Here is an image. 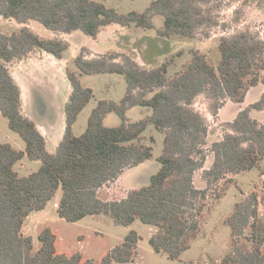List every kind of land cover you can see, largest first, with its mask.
Returning a JSON list of instances; mask_svg holds the SVG:
<instances>
[{
	"label": "trees",
	"instance_id": "1",
	"mask_svg": "<svg viewBox=\"0 0 264 264\" xmlns=\"http://www.w3.org/2000/svg\"><path fill=\"white\" fill-rule=\"evenodd\" d=\"M220 7L219 0H156L143 13L124 15L95 0H0V15L24 25L11 35L0 36V111L10 130L25 142V150L0 142V264L135 262L142 238L134 230L100 261L85 259L81 252L59 253L57 235L50 227L40 231L37 249L34 238L24 233L25 224L60 191L58 215L65 221L104 215L116 226L130 227L139 220L157 228L149 241L156 254L181 261L201 235L207 200L211 196L220 200L232 176L250 172L264 161V124L252 117V112L264 111V94L223 127L218 142L209 143L208 121L195 108L197 99L205 96L210 112L218 118L228 101L244 104L248 93L264 83V40L249 31L222 37L217 65L194 50L191 61L173 77L168 72L176 57L148 69L127 54L114 52L90 59L83 49L75 59L80 76L119 74L127 91L119 103L100 100L85 132L76 136L74 126L95 94L83 86L76 72L67 70L72 92L65 105V133L55 154L48 151L36 122L24 115L22 91L9 65L36 49L57 59L69 49L60 38L37 35L27 26L31 21L56 33L81 31L97 38L111 24L156 29L153 20L162 16L163 28L157 29L160 38L195 39L204 29L220 25ZM136 107L150 108L152 114L131 122L128 112ZM110 114L119 116V126L105 125ZM150 126L164 135L158 171L147 185L128 191L122 199L103 200L102 189L115 186L127 171L153 158V146L145 144L143 136ZM25 157L40 161L41 168L21 176L15 166ZM199 174L204 189L196 186ZM262 208L264 183L260 192L247 194L224 219L231 230V250L217 264H264Z\"/></svg>",
	"mask_w": 264,
	"mask_h": 264
},
{
	"label": "rangeland",
	"instance_id": "2",
	"mask_svg": "<svg viewBox=\"0 0 264 264\" xmlns=\"http://www.w3.org/2000/svg\"><path fill=\"white\" fill-rule=\"evenodd\" d=\"M95 1L115 9L119 14L127 15L131 12H145L156 0ZM219 3L221 7L217 12V17L220 25L216 28L204 29L195 39L160 38L157 29L163 28L164 18L162 16H157L153 20L156 29L148 30L134 25L123 27L119 24H111L104 27L97 38L87 36L81 31L72 34L56 33L48 30L39 22L31 21L27 26L40 37L60 38L69 44V49L62 59H57L40 50L44 53L45 59L40 60L36 66H27V82L35 80L40 88L33 89L32 107L26 113L36 124L44 127L48 151L52 154L56 153L65 133V105L72 92L67 70L70 69L79 75L75 59L83 49L86 50L90 59L114 52L127 54L139 65L148 69L161 66L172 57H176L175 64L169 68L168 72V75L173 77L184 70L191 61L194 50L205 53L209 60L217 65L221 60L219 41L222 37L249 31L264 40V0H219ZM21 28L22 25L14 19H5L0 15V36L11 35ZM79 77L83 86L93 90L95 98L86 106L74 126L76 136L85 132L88 118L100 100L119 103L127 91V83L119 74L79 75ZM263 94L264 83H261L248 93L244 104L230 102L221 114V121L233 122L241 110L258 102ZM198 107L204 108V113L210 117L208 111L210 102L205 96L199 98ZM151 114L150 108L136 107L128 112V119L131 122H137ZM252 117L264 124V111H254ZM120 124L121 120L116 114H110L105 120V125L108 127ZM225 125L212 127L213 133L215 134L221 126L227 128ZM143 136L145 144L153 146V158L131 170L124 182H121L120 187H107L110 190H104L100 195L103 200L107 196L121 197L126 191L147 185L149 180L146 178L158 171L160 167L158 158L163 151L164 135L150 126ZM151 138L155 139L154 143ZM209 140L211 143L221 141L220 135L214 136L210 133ZM0 142L10 143L16 149L25 150V142L18 134L10 130L8 120L1 114V111ZM211 164L212 161H209V165ZM41 166L40 161H31L25 157L16 164L15 169L21 176H28L38 171ZM262 173H264V161L250 172L232 176L233 182L225 187L224 195L220 200L215 201L212 196L207 200L208 205L202 216L201 235L193 242L191 249L182 255L181 261H172L156 254L149 241L157 232V228L143 224L139 220L130 227L116 226L111 218L104 215L88 216L76 223L65 221L59 217L58 208L55 207L62 197L61 191L43 211L30 215L25 224L24 233L34 238L35 246L39 249L41 246L39 233L43 228L50 227L57 235L56 246L59 253L81 252L85 259L100 261L116 245L123 242L130 231L134 230L142 240L139 243V255L135 263L128 264H217L231 250V230L224 224V219L232 214L235 205L247 194L256 191V187H259L255 185L256 183L260 182L263 187ZM196 186L198 189L206 187L200 174L196 177ZM223 186L222 182L219 189ZM261 214L264 217V208L261 209Z\"/></svg>",
	"mask_w": 264,
	"mask_h": 264
},
{
	"label": "crops",
	"instance_id": "3",
	"mask_svg": "<svg viewBox=\"0 0 264 264\" xmlns=\"http://www.w3.org/2000/svg\"><path fill=\"white\" fill-rule=\"evenodd\" d=\"M24 25H22V27H23ZM45 55H44V53H42L40 50H35L32 54H30L27 58H25V59H23V60H20V61H16V62H14V63H12L10 66H9V68H10V71H11V74H12V76L14 77V79L16 80V82L19 84V86H20V88H21V91H22V99H23V113H24V115L25 116H27L28 118H30L28 115H27V113H26V111H29L30 110V108L32 107V95H33V89H39L40 87H39V85H37L36 83H35V80H34V82H32V81H29V82H27V80H26V77H27V66H36L37 64H39V62H40V60L41 61H43V59H45V57H44ZM201 97V96H200ZM199 97V98H200ZM199 98L197 99V101H196V103H195V108L197 109V110H199L205 117H206V119H207V121H208V124H209V126H210V133L211 134H213L214 136H218V135H220V139L222 140V138H223V136H222V129H223V126H221V128L220 129H218L217 130V132L214 134L213 133V128L212 127H218V126H220V125H223V124H229V123H232V122H222L221 121V114H222V112H223V110L227 107V105L231 102V101H228L227 103H226V105L224 106V108H222L221 110H220V112H219V115H218V118H215L213 115H212V113L210 112V110L208 109V111H209V113H210V117H208L207 116V114H205L204 112H205V110H203L204 108H200V107H198V100H199ZM233 103V102H232ZM263 112V111H262ZM213 119V120H212ZM212 120V121H211ZM260 123H262L261 121H259ZM37 126H38V128H39V130L41 131V133L44 135V137H46V135H45V132H44V130H43V126H39L38 124H37ZM210 135V134H209ZM64 136V135H63ZM208 141H209V143H211L210 142V140H209V138H208ZM208 166H210L209 165V162H208ZM131 170H133V169H131ZM131 170H129V171H127L122 177H120V179L118 180V182L116 183V187H120L121 186V182H124V180H125V177L127 176V174L129 173V172H131ZM152 176V175H151ZM151 176H149L148 178H146V180L148 179V180H150V178H151ZM262 182L264 181V175H262ZM104 190H110V189H107V187H105L104 189H102L101 191H100V195H101V193L104 191ZM132 190V189H131ZM130 191V190H129ZM127 192L128 191H126L125 192V194L123 195V196H121V197H116V198H113V197H111V196H107L106 198H104V200H120V199H122L123 197H125V195L127 194ZM61 200V199H60ZM60 200H59V202H60ZM58 202V203H59ZM57 203V204H58ZM136 261V260H135ZM133 263H135V262H133Z\"/></svg>",
	"mask_w": 264,
	"mask_h": 264
},
{
	"label": "built area",
	"instance_id": "4",
	"mask_svg": "<svg viewBox=\"0 0 264 264\" xmlns=\"http://www.w3.org/2000/svg\"><path fill=\"white\" fill-rule=\"evenodd\" d=\"M263 182H264V181H263ZM255 185H256V186H259V187H256V189H255L257 192H259V190L262 189V184H261L260 182H258V183H256ZM55 207H56V208H59V205L56 204Z\"/></svg>",
	"mask_w": 264,
	"mask_h": 264
}]
</instances>
